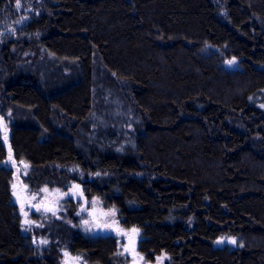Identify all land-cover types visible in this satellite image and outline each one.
<instances>
[{"label": "trees", "instance_id": "obj_1", "mask_svg": "<svg viewBox=\"0 0 264 264\" xmlns=\"http://www.w3.org/2000/svg\"><path fill=\"white\" fill-rule=\"evenodd\" d=\"M27 1L0 50V264L63 251L125 264L113 232L58 220L36 255L1 166L11 154L33 189L88 172L85 195L118 211V235L138 231L148 262L264 264V0Z\"/></svg>", "mask_w": 264, "mask_h": 264}, {"label": "rangeland", "instance_id": "obj_2", "mask_svg": "<svg viewBox=\"0 0 264 264\" xmlns=\"http://www.w3.org/2000/svg\"><path fill=\"white\" fill-rule=\"evenodd\" d=\"M1 1L4 2V5L0 7V50L6 41L11 40L10 37L12 38L16 35V30L27 23L28 14L31 12V9L27 8L29 4L27 0H19V8L16 7L17 0ZM228 66L231 69L239 67L237 61L228 63ZM0 119L4 122L6 129L11 132V122L2 116H0ZM3 140L4 134L0 132V142ZM10 156L2 162L1 166L12 172L13 178L10 184L12 202L19 211L22 233L28 237V242L36 255L42 254L45 245L43 240L37 236L38 232L45 226L46 222L58 220L67 223L69 227L76 229L87 238L104 236L106 233L113 232L111 235L118 240V254L124 258L125 264L165 263V259L148 262L139 255L137 245L138 241H140V234L137 230H127L121 235L116 233L115 230H118V228L122 230L117 217L118 211L106 207L99 198L89 199L85 195L83 183L91 180V177H87L88 172L78 167L69 168L67 172L72 179L67 184V187L42 186L39 189H33L25 180L32 171L30 164L23 160H16L12 157V154ZM45 189L47 191H44ZM72 190H79V192H74L72 195L70 193ZM73 205H75V211ZM70 210L74 219L71 214L69 215ZM94 210L97 212L92 216L91 213ZM26 220L28 223L25 222ZM130 234L134 235L133 243L136 247L134 250L136 255L134 257L130 255L132 251H129V247H133L131 240L129 241ZM232 240H235V243H232ZM218 241H222L218 242L222 247L235 249L238 246V240L228 235L222 236ZM62 255L61 264H88L83 257L71 254L68 251H63Z\"/></svg>", "mask_w": 264, "mask_h": 264}, {"label": "water", "instance_id": "obj_3", "mask_svg": "<svg viewBox=\"0 0 264 264\" xmlns=\"http://www.w3.org/2000/svg\"><path fill=\"white\" fill-rule=\"evenodd\" d=\"M0 131L1 132H3V133H5L6 134V139H5V144H7L8 143V137H9V132L7 131V129H6V127L4 126V122L0 119ZM74 192H79V190H72V191H70V193L73 195V193ZM97 211L96 210H94V211H92V213H91V215L92 216H94L95 215V213H96ZM120 234H122L123 232H120V231H118ZM131 240V242H132V244H133V247H129V251H132L131 253H130V255L132 256V257H134L136 254H135V249H136V247L134 246V235H129V241ZM69 262V261H68Z\"/></svg>", "mask_w": 264, "mask_h": 264}, {"label": "snow or ice", "instance_id": "obj_4", "mask_svg": "<svg viewBox=\"0 0 264 264\" xmlns=\"http://www.w3.org/2000/svg\"><path fill=\"white\" fill-rule=\"evenodd\" d=\"M16 7H17V8L20 7L19 0H17V5H16ZM233 62H234V61H230L229 63H233ZM76 187H78V186H76ZM44 191H47V190L45 189ZM25 215H27V214H25ZM25 222L28 223L27 220H26ZM133 231H135V230H133ZM218 242H222V241H218ZM231 242H232V243H235V240H232ZM66 255H67V254H66Z\"/></svg>", "mask_w": 264, "mask_h": 264}]
</instances>
